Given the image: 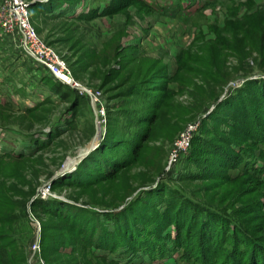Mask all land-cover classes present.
Returning <instances> with one entry per match:
<instances>
[{
	"label": "rangeland",
	"instance_id": "rangeland-1",
	"mask_svg": "<svg viewBox=\"0 0 264 264\" xmlns=\"http://www.w3.org/2000/svg\"><path fill=\"white\" fill-rule=\"evenodd\" d=\"M26 2L36 34L64 59L75 82L98 94L104 115L99 121L94 94L95 107L79 88L60 85L56 92L44 72L0 31V236L5 238L0 243L16 244L6 264H21L20 255L23 264H41L39 259L51 264L47 256L62 257L51 247L44 259L40 251L31 253L37 234L39 245L40 225L57 222L31 209L36 195L97 212L120 209L136 195L161 188L162 200L185 204L197 220H206L216 242L201 263L189 249L175 245L170 225L158 241L164 248L160 257L91 248L89 264H231L232 231L249 244L264 235V131L253 135L256 92L264 88V0ZM195 119L187 152L166 173L170 143ZM139 131L145 133L141 141ZM109 136L139 141L135 155L128 143L110 154L125 160L110 179L40 193L58 177H75L83 158L94 155L106 170L104 154L95 149ZM77 158L51 179L65 161ZM94 166L80 175L92 180ZM64 226L51 236L71 241L80 251L82 242L73 235L68 239ZM58 248L70 251L65 244Z\"/></svg>",
	"mask_w": 264,
	"mask_h": 264
},
{
	"label": "trees",
	"instance_id": "trees-1",
	"mask_svg": "<svg viewBox=\"0 0 264 264\" xmlns=\"http://www.w3.org/2000/svg\"><path fill=\"white\" fill-rule=\"evenodd\" d=\"M33 6L34 4L30 5V7ZM48 79L54 83L56 92H58L60 85L70 88V86L58 81L55 82L49 77ZM256 95L258 106L254 117L256 124L253 128L254 136L262 134L264 131V88H258ZM153 118L154 114L150 112L148 121L150 122ZM138 130H142L141 127L137 129V132ZM144 137L145 133L141 132L140 141ZM108 138L106 141L102 140L95 149V154L97 153L100 156L102 153L104 154L107 163L105 165L106 170H103L104 168H101L100 164H96L100 159H96L94 155L88 159L83 158L76 167L79 175L76 174L75 177H58L51 181L48 188L63 184L83 187L94 182L110 179L117 169L125 165V160L116 161L115 158H112L116 147L122 146V144L124 146L127 143L130 144L131 155H135L139 149V141L131 143V141L125 140L119 142L113 141L111 136ZM92 165H97L93 168L94 178L89 180L81 176L84 172L87 174V169H91ZM81 169L84 172H81ZM162 191L161 188L145 191L143 196L136 195L134 199L129 200L120 209H117L119 207L116 206L113 210L97 212L69 203L58 197H47L46 199L40 198L38 195L32 197L29 202L31 209L40 210L43 214L45 213L50 218L57 220L54 224L48 222V224L40 225L39 251L43 259L46 257V251H50L49 247L57 255L62 256L61 258H57V256L49 258L47 256L46 258L51 264H89L90 256L88 254L91 248L108 252H124V254L128 252L126 255L130 257L137 253L147 259L160 257L164 254V248L158 244V241L166 237L164 232L168 226L172 225L175 230V237L172 239L175 245L186 250L189 249L196 260L206 263V260L209 259L207 258V251H212L211 245L216 244L215 241L210 239L214 235L207 231L206 220L201 221L200 218L197 220V215L189 212V207L185 204L173 202L167 198L162 200ZM64 224L68 228L65 231L66 237L69 239V235H73L82 242L80 251L78 250L79 247L77 250L73 249L75 244L71 241L67 240L65 242L63 238L56 240L51 236L52 232L64 230ZM230 236L234 242L231 251L233 255L228 258V260L231 259V264H264V235L258 236L253 244H249L241 235L236 236L234 231ZM4 239L0 236V240ZM48 240H52L51 246L46 245L45 242ZM59 244L70 246V251L67 254L59 252ZM15 246L16 244L11 240L0 243V264H6L12 258ZM213 255L210 257H213ZM23 259L24 256L20 255L18 262L23 264Z\"/></svg>",
	"mask_w": 264,
	"mask_h": 264
},
{
	"label": "built area",
	"instance_id": "built-area-1",
	"mask_svg": "<svg viewBox=\"0 0 264 264\" xmlns=\"http://www.w3.org/2000/svg\"><path fill=\"white\" fill-rule=\"evenodd\" d=\"M27 9L28 3L26 0H0V31L9 36L19 51L50 79L70 87L79 88L90 98L91 95H88L90 92L87 88L81 85L77 86L64 59L36 34L30 24ZM95 95L98 96L97 93ZM96 111L97 117L100 118L99 121H103L104 108L102 103L97 104ZM197 126V119L189 121L170 143L165 165L166 173L173 171L177 162L187 152ZM47 192L48 185L40 190L43 195ZM30 250L33 256L38 254V239L32 243ZM39 261L43 264L41 259Z\"/></svg>",
	"mask_w": 264,
	"mask_h": 264
},
{
	"label": "water",
	"instance_id": "water-1",
	"mask_svg": "<svg viewBox=\"0 0 264 264\" xmlns=\"http://www.w3.org/2000/svg\"><path fill=\"white\" fill-rule=\"evenodd\" d=\"M92 145H93V139H92V141L90 142L89 146L85 149V151H84L83 153H79V154H78L79 159L82 158V157H84L85 154H86L87 152H89V150L91 149ZM73 162H75V160H73V159H72V160H67V161H65V162L61 165V167H60V168L54 173V175L52 176L51 179H53V178H55L56 176H59V175H61L63 172H65V171L68 169V167H69ZM37 230H39L38 223H37ZM37 239H38V234L36 235V240H37Z\"/></svg>",
	"mask_w": 264,
	"mask_h": 264
},
{
	"label": "bare ground",
	"instance_id": "bare-ground-1",
	"mask_svg": "<svg viewBox=\"0 0 264 264\" xmlns=\"http://www.w3.org/2000/svg\"><path fill=\"white\" fill-rule=\"evenodd\" d=\"M76 83H77V82H76ZM79 85H80V84L77 83V86H79ZM88 92H90V94L88 93V95H91L90 97L92 98L93 105H94V100H93V96H92V95H93V94L95 95V93H94V92L92 93L91 90H89V89H88ZM95 96H96V95H95ZM96 97H97V96H96ZM97 98H98V97H97ZM98 101H99L98 104H99V103H102V100L99 99V98H98ZM96 106H97V105H96ZM94 107H95V105H94ZM98 135H99V133H98ZM96 138H97V136H96ZM94 142H96V139H95ZM88 146H89V144L85 147V149H86ZM85 149H84L81 153H83V152L85 151ZM77 160H78V158L75 160V162H76ZM75 162H74V163H75ZM76 163H77V162H76Z\"/></svg>",
	"mask_w": 264,
	"mask_h": 264
}]
</instances>
